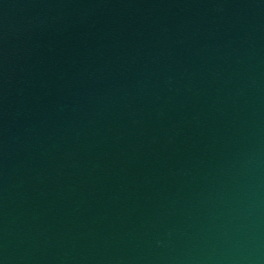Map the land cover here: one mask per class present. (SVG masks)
<instances>
[{"label":"water","instance_id":"95a60500","mask_svg":"<svg viewBox=\"0 0 264 264\" xmlns=\"http://www.w3.org/2000/svg\"><path fill=\"white\" fill-rule=\"evenodd\" d=\"M0 264H264V0H0Z\"/></svg>","mask_w":264,"mask_h":264}]
</instances>
